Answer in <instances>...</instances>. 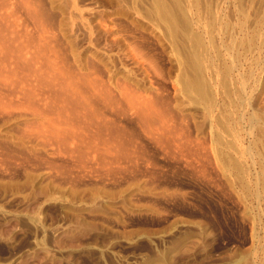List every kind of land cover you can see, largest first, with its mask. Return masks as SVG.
Wrapping results in <instances>:
<instances>
[{"label": "rangeland", "instance_id": "rangeland-1", "mask_svg": "<svg viewBox=\"0 0 264 264\" xmlns=\"http://www.w3.org/2000/svg\"><path fill=\"white\" fill-rule=\"evenodd\" d=\"M0 264H264V0H0Z\"/></svg>", "mask_w": 264, "mask_h": 264}, {"label": "bare ground", "instance_id": "bare-ground-1", "mask_svg": "<svg viewBox=\"0 0 264 264\" xmlns=\"http://www.w3.org/2000/svg\"><path fill=\"white\" fill-rule=\"evenodd\" d=\"M199 70V69H198Z\"/></svg>", "mask_w": 264, "mask_h": 264}]
</instances>
